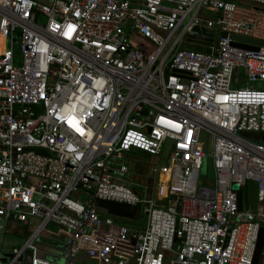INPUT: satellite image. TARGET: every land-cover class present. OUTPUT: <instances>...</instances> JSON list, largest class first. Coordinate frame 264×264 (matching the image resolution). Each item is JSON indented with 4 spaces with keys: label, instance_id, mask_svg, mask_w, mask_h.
<instances>
[{
    "label": "built area",
    "instance_id": "1",
    "mask_svg": "<svg viewBox=\"0 0 264 264\" xmlns=\"http://www.w3.org/2000/svg\"><path fill=\"white\" fill-rule=\"evenodd\" d=\"M241 1L250 6L0 0V220L35 229L0 264H77L82 255L98 264H262L264 244L258 263L253 255L264 228V46L243 49L230 35L264 40V0ZM191 35L210 51L181 48ZM236 69L247 83L232 87ZM132 151L154 159L153 184L141 190L130 175L144 174L130 166L144 161ZM207 157L211 179L201 174ZM248 180L257 182L256 211L239 210L231 188ZM97 200L128 205L144 225L116 223ZM45 230L54 251L35 242Z\"/></svg>",
    "mask_w": 264,
    "mask_h": 264
},
{
    "label": "water",
    "instance_id": "2",
    "mask_svg": "<svg viewBox=\"0 0 264 264\" xmlns=\"http://www.w3.org/2000/svg\"><path fill=\"white\" fill-rule=\"evenodd\" d=\"M194 30L198 33H202L204 35L212 37L214 34V29L204 26H195ZM222 36H226L225 32H222ZM198 35H191L190 39H188L187 42H184L181 44V48L195 50V51H201V52H209L210 50L207 47L199 45L198 41ZM230 37L234 40L232 42L233 45H236L237 47L243 48V49H251V50H258L259 46H264V40H258L253 39L249 37H243L238 36L235 34H231ZM210 39V38H209ZM258 86L260 84L258 83ZM202 140H206V134L203 132L201 134ZM262 140H264V136L262 137ZM171 140H167L165 144L164 154H163V160L161 162V165H165L168 157V152L170 149ZM231 188L233 190H237V205L238 209H252L256 211L258 209V197H257V182L253 180H248L244 190L240 191L238 190L239 185L238 183H233L231 185ZM96 209L104 215H111L115 217H128L133 218L134 216V210H130V207L124 203H119L115 201H107V200H97L95 204ZM135 240H132V243H134ZM264 244V228H261L259 230V235L256 241L255 245V251L253 255V261L254 263H258L260 259V255L263 249ZM0 261L5 263L7 261V255H4L0 258Z\"/></svg>",
    "mask_w": 264,
    "mask_h": 264
},
{
    "label": "rangeland",
    "instance_id": "3",
    "mask_svg": "<svg viewBox=\"0 0 264 264\" xmlns=\"http://www.w3.org/2000/svg\"><path fill=\"white\" fill-rule=\"evenodd\" d=\"M234 2L240 4V5H244L249 7L250 3L249 2H245V1H241V0H233ZM1 48L3 49V43ZM242 75V70L236 69L233 74H232V79H231V86L232 87H239V86H243L245 85L247 82L245 80H243V78L241 77ZM239 80V83L236 82V80ZM250 138V137H249ZM253 141H258L259 139L254 136L253 138H251ZM210 144H209V149H210ZM134 154L135 152L132 151ZM137 159L140 161H144L142 164H140L141 166H146V170L144 171L143 169V173H147V176H145L146 174H144V176H140V178L137 180L136 177L130 175L131 180L133 181V186L137 187L139 190L142 189L143 183H150L151 185L153 184L151 181L155 179V177L150 176L148 173L149 170V165L152 163L151 160L153 158L150 157H146L144 155H137ZM154 161V159H153ZM210 161L211 158H205L204 159V164L201 170V174H205L207 175V177H209L210 179L212 178V173H211V165H210ZM157 162L160 164L161 163V159L157 158ZM130 164V163H128ZM157 164V163H155ZM131 171L135 172L134 169H131ZM137 182H141V183H137ZM164 203H166V201H164ZM264 208V204L259 205V209H263ZM115 222L116 223H120V224H125L129 227H142L144 225V218H142L140 221H136L132 218H128V217H115ZM3 221L0 220V258L3 257L5 254H10L12 252L13 247H21L25 242V240H27L28 238L31 237V235L33 234L34 230L33 228H30V233L28 234L27 238L24 239V237H21V235L19 234L18 231H14L12 230L9 226H7L6 229H3ZM49 229L56 231V227H49ZM47 230L41 232L35 239L36 243L41 244L42 242H47L50 237L47 236ZM48 259L51 260H56L55 257L51 256V255H47L46 256ZM19 264V263H16ZM262 264H264V257L262 259Z\"/></svg>",
    "mask_w": 264,
    "mask_h": 264
},
{
    "label": "crops",
    "instance_id": "4",
    "mask_svg": "<svg viewBox=\"0 0 264 264\" xmlns=\"http://www.w3.org/2000/svg\"><path fill=\"white\" fill-rule=\"evenodd\" d=\"M103 215V214H102ZM12 230L18 231L21 237H24V239L27 238L28 234L30 233V226H27L22 223H11L8 225ZM7 228V227H6ZM5 228V229H6ZM26 241V240H25ZM24 241V242H25ZM20 246V245H19ZM18 246V247H19ZM40 248L46 252L54 251L56 250L57 246H55V243L52 240H49L47 242H42L39 244ZM16 248V247H13ZM6 255V254H5ZM77 264H98V262L94 259H89L85 256H80L77 260Z\"/></svg>",
    "mask_w": 264,
    "mask_h": 264
},
{
    "label": "trees",
    "instance_id": "5",
    "mask_svg": "<svg viewBox=\"0 0 264 264\" xmlns=\"http://www.w3.org/2000/svg\"><path fill=\"white\" fill-rule=\"evenodd\" d=\"M134 155H141V153L140 152H136ZM147 157V156H146ZM133 160V159H132ZM132 160H131V162H132ZM134 161V160H133ZM129 163H130V161H129ZM147 166V165H146ZM146 166H130L131 167V169H134L135 170V172H137V173H141V174H146V176H147V173H143V169H144V171L146 170ZM149 171V170H148ZM150 175V174H149ZM140 176H143V175H135L134 177H136L137 178V180L140 178ZM151 176V175H150ZM137 183H141V182H137Z\"/></svg>",
    "mask_w": 264,
    "mask_h": 264
},
{
    "label": "bare ground",
    "instance_id": "6",
    "mask_svg": "<svg viewBox=\"0 0 264 264\" xmlns=\"http://www.w3.org/2000/svg\"><path fill=\"white\" fill-rule=\"evenodd\" d=\"M2 43H3V38H2V36H0V52L3 50V49L1 48ZM166 179H167V177L164 175V173H162V174H161V181H165Z\"/></svg>",
    "mask_w": 264,
    "mask_h": 264
}]
</instances>
